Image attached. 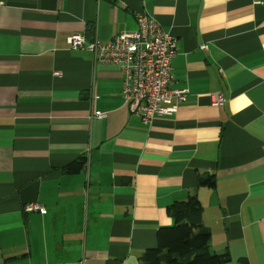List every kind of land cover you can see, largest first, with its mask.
<instances>
[{"label": "crops", "instance_id": "crops-1", "mask_svg": "<svg viewBox=\"0 0 264 264\" xmlns=\"http://www.w3.org/2000/svg\"><path fill=\"white\" fill-rule=\"evenodd\" d=\"M0 3V264H139L191 196L210 252L264 264V0ZM137 13L174 39L171 88L187 91L148 125L124 104L119 67L66 41L107 42Z\"/></svg>", "mask_w": 264, "mask_h": 264}, {"label": "built area", "instance_id": "built-area-1", "mask_svg": "<svg viewBox=\"0 0 264 264\" xmlns=\"http://www.w3.org/2000/svg\"><path fill=\"white\" fill-rule=\"evenodd\" d=\"M134 17L136 30L120 33L107 42L87 41L82 34H72L66 41L72 51L86 50L94 61L119 67L121 98L129 112L148 125L156 117L176 113L185 102L187 91L171 88V63L176 55L174 39L146 13H137ZM223 102L220 93L213 95L214 105ZM91 118L103 119L105 114L94 112ZM24 211L46 213L36 203L27 205Z\"/></svg>", "mask_w": 264, "mask_h": 264}, {"label": "trees", "instance_id": "trees-1", "mask_svg": "<svg viewBox=\"0 0 264 264\" xmlns=\"http://www.w3.org/2000/svg\"><path fill=\"white\" fill-rule=\"evenodd\" d=\"M84 159L66 166L63 170L78 172ZM199 184L214 187V177H199ZM172 225L159 228L156 247L146 249L139 264H228L230 254H214L209 250L210 232L201 224L202 206L195 196L184 202H174L167 208Z\"/></svg>", "mask_w": 264, "mask_h": 264}]
</instances>
